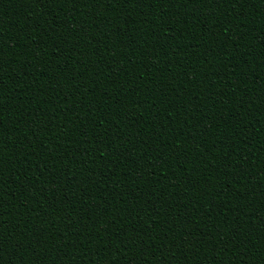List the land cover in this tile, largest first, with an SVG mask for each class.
Instances as JSON below:
<instances>
[{"label":"trees","instance_id":"trees-1","mask_svg":"<svg viewBox=\"0 0 264 264\" xmlns=\"http://www.w3.org/2000/svg\"><path fill=\"white\" fill-rule=\"evenodd\" d=\"M129 15L136 23H126ZM64 25L82 31L65 34ZM0 44L10 46L0 56L13 61L0 71L5 101L15 97L0 135V264H238L251 252L224 249L232 232L220 227L221 200L229 196L234 210L225 222L239 216L242 231L256 229L248 247L257 251L264 240V0L143 8L81 0L75 10L63 0H0ZM105 129L131 156L120 150L119 160L89 164L83 133ZM236 166L255 178L238 174L231 192L226 172ZM208 185L212 195L201 196ZM126 208L133 210L124 222ZM205 209L211 216L202 219ZM130 231L144 235L137 247L123 241Z\"/></svg>","mask_w":264,"mask_h":264},{"label":"snow or ice","instance_id":"snow-or-ice-1","mask_svg":"<svg viewBox=\"0 0 264 264\" xmlns=\"http://www.w3.org/2000/svg\"><path fill=\"white\" fill-rule=\"evenodd\" d=\"M36 3H38V0H35ZM46 2L48 3L49 6L51 5H54L57 3V0H46ZM64 3L66 4H70L73 8V10H75V7L77 5H79L81 3V0H63ZM100 2V0H93V6H95L96 4H98ZM114 2V0H106V3L108 5H112ZM116 3H121L122 5L124 6H129V5H133V6H139L141 8H143L145 5H148L150 7H155L156 4L158 3L161 7L163 6L164 3H169L171 6L175 7V5L177 3H180L181 5H186V4H198V3H202L206 6H214V5H219L220 7H224L226 6L227 4L231 3L233 5H236V4H243V3H246L247 0H115ZM196 9H199V8H196ZM107 10V9H106ZM233 11H235V8L233 7ZM196 13H198L199 11H195ZM95 15V13H93ZM69 15H71V13H69ZM185 16H187V12L184 14ZM75 18V17H73ZM67 19V18H66ZM181 19H184V17L182 16ZM85 23H87V21H85ZM126 23H136V20L133 18V16L129 15L127 20H126ZM177 23H179V21H177ZM63 27V32L65 34H70V35H73V36H77L78 33H80L82 30L77 28L75 30H71L69 29L66 25L62 26ZM153 35H155V33H153ZM174 39V37H173ZM237 39H239V36H237ZM151 47V45H149ZM5 48H10L9 45L7 44H0V52H2ZM77 48L78 46L77 45H74L73 48H72V51H77ZM226 49V47H225ZM222 50V51H225ZM173 56H177L178 53H176L175 51H173L172 53ZM13 61H7L5 60L2 56H0V71L4 70L5 67L9 64V63H12ZM26 67H28L29 69L32 68V65H27ZM65 71H67V69H65ZM21 72H24V67L21 68ZM27 72H25V76ZM34 74V73H33ZM44 73H41V75H43ZM255 74V73H253ZM19 77V75H17ZM13 77H10V79H12ZM175 78V77H173ZM20 79V77H19ZM3 79L0 78V135H2L3 133V130H4V127H3V117H4V114H5V111H9V113L11 112V105L13 103V101L15 100V97L14 96H10L7 98V101H5V96H4V83H3ZM228 87H231L232 88V91H233V94H235V87H233L232 85H228ZM217 95L219 96H223L224 95V90L222 89L220 93H217ZM33 96H35V92H33ZM60 99V101L62 103H64L66 106H67V100L65 99L66 97H58ZM5 103H7V105L9 106L8 109H5ZM226 103H231V101H227ZM244 103H247V101H244ZM262 103H264V101H262ZM221 104L224 105L225 104V101L221 100ZM193 108L194 109H199V105H193ZM167 111V109H165ZM229 111H231V109H228ZM237 113H239V111H237L236 113H234V115H237ZM240 115V113H239ZM222 118V117H221ZM33 123H35V121H33ZM93 123V127H97V125L95 124V122H92ZM187 123V121H186ZM243 121H238V124H242ZM100 127L103 126V121H101ZM19 130V128H17ZM243 131V129H241V132ZM108 129H105L103 132H100L98 135H96L95 137H90L89 136V133L87 131H85L83 133L84 136L86 137H89V139H86L84 141L85 144H90L91 145V148L89 150H87V152L91 151L92 153V156H93V159L92 160H89L88 163H93L95 162L96 160H99L101 161V157L103 158V161L101 162H104L105 160H107L108 163H112V156H116V159L119 160V151L120 150H123L126 154V156L130 157L131 156V152L127 149V147L123 144V141H122V138L117 135L115 139H112L111 137L108 136ZM230 139V138H229ZM93 140H94V143H93ZM129 143H132V141L130 140ZM105 149H108L109 152H108V155L106 157L105 155ZM3 149L0 148V151H2ZM86 157L88 156L85 155ZM134 163V161H133ZM185 163H187V161H185ZM152 167H154V165H152ZM228 168H232V164L231 162L228 163L227 165ZM3 160L0 159V177L3 176ZM243 168V171H241V168L240 167H237L236 166V170L235 172H232V173H229V172H226L227 175H231V180L227 183V189H228V186L230 185L231 186V189L232 191L231 192H235L237 191L236 189H234V185L237 184L238 182L236 181V176L239 174V176L241 177V175H245L247 176L248 178L249 177H253L255 178L254 176H252L250 173H247L246 169L242 166ZM150 175H155V173H149ZM225 174V173H224ZM21 175H25L24 173H21ZM26 178H27V174H26ZM139 179H144V176L143 174H140L139 175ZM2 180V179H0ZM105 180H100L98 181V183L100 184H103ZM51 182V181H49ZM240 183V181H239ZM31 185H29L30 187ZM243 186V185H242ZM121 187H124V185L122 184ZM185 187L188 188V187H196V184L193 183L191 185L189 184H185ZM211 187V185H208L207 187H205L202 191H201V196H209V195H212V193H210L208 191V189ZM27 191V189H26ZM61 191L63 192V196H62V201H63V198L64 197H68V192H69V189L68 188H63L61 189ZM78 191L80 192H83L84 189L83 188H79ZM203 193V195H202ZM75 195V194H74ZM112 195L113 197L116 195L115 192H112ZM120 195H123V193L121 192ZM221 195V192L220 191H216L214 196H213V200H215V197L217 196H220ZM237 198H240V197H237ZM134 200L136 202V205L139 204V200H140V197H134ZM149 201H151L150 197L148 198ZM223 202V210L224 209H227V211H224L223 212V216H222V220H221V225L220 227L222 229H228L229 231L232 232V236H230L228 238V240H224L223 241V244H224V249L225 248H229V245H231L233 248H240L241 251H245V249H247L248 252H251V258L248 259L247 261H244V257L240 255V259H239V262L238 264H241V262H244V264H260V258L262 256H264V240H260L259 241V248L257 249V251H252L251 248L248 247L249 243H251V239H252V233L255 230L253 229H248L246 231H242V228L239 224H237V221H239L240 217L237 216L233 221L232 223L230 224L229 223V220L228 222L226 223L225 222V217L228 218V211H233L234 209H231L229 208V205H231L232 203V197L229 196L228 200H221V203ZM68 203L70 204L71 201H68ZM221 203L219 205H216L217 207H220L221 208ZM184 208H188V205L185 204L183 205ZM211 206V205H210ZM3 206L0 205V223L3 222V217H6L4 215H2L3 211ZM191 209L192 211H197V207H196V202L194 201V203L191 204ZM133 209L131 208H126V209H121V211H124V216L121 217L124 222L126 220H129L127 217L130 216L131 214V211ZM19 211V210H17ZM145 211L149 212L148 209L146 208ZM8 212V211H7ZM159 213V212H158ZM137 214H139V211H137ZM160 213L156 216H159ZM241 215H243V213H241ZM68 216L71 217L72 216V212L71 211H68ZM183 216V215H181ZM211 216V213H208L207 210L205 209V217H202L203 218H207V217H210ZM184 217V216H183ZM114 219V218H113ZM257 219H260L259 217H257ZM70 223L72 222L71 220H69ZM181 219H177L176 220V227H180V228H183L184 227V224H181ZM107 222H110V221H106ZM184 222L185 224H190V220L188 218L185 217L184 219ZM96 223H99V220L96 221ZM124 224V223H123ZM135 227V226H133ZM171 231V229H169ZM6 231L5 229L3 228H0V239H3V236H2V233ZM83 231H88V229H83ZM97 233H99L100 235L102 233H104V231H101V229L97 230ZM83 234V233H82ZM110 234V233H108ZM190 235H192V233H190ZM219 235L221 237H223L224 233L223 232H219ZM142 234L140 233H137L136 234V237L133 236V233L130 231V232H127V233H124L123 234V241L126 242L128 245L130 244L132 247H137L138 246V242H137V239L138 240H142ZM234 237V238H233ZM237 241H239V243H237ZM22 242V241H21ZM35 246V244L33 245V247ZM121 246V240H120V243L116 246V248H120ZM66 247V245H63L61 246L60 250L62 251V249ZM215 247V246H213ZM108 248V244L105 245V248L104 249H107ZM74 249V248H73ZM87 246L84 245V250H87ZM9 251H11V249H9ZM106 253V252H105ZM173 255H175V252H173ZM0 259H5V255H4V252L3 251H0ZM82 259V257H81ZM59 264H74V262L72 261H66V262H59ZM128 264V262H127ZM157 264V262H156ZM180 264H183V261L181 260L180 261ZM199 264V262H198Z\"/></svg>","mask_w":264,"mask_h":264}]
</instances>
